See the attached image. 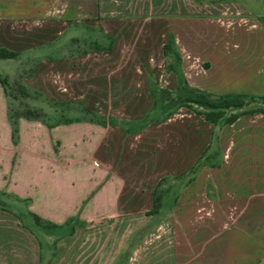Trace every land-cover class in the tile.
I'll return each instance as SVG.
<instances>
[{"label": "crops", "instance_id": "0c3cea01", "mask_svg": "<svg viewBox=\"0 0 264 264\" xmlns=\"http://www.w3.org/2000/svg\"><path fill=\"white\" fill-rule=\"evenodd\" d=\"M245 3L0 0L26 94L76 104L0 84V264H264V114L187 102L264 98V0ZM33 225L66 229L42 256Z\"/></svg>", "mask_w": 264, "mask_h": 264}, {"label": "rangeland", "instance_id": "374dc122", "mask_svg": "<svg viewBox=\"0 0 264 264\" xmlns=\"http://www.w3.org/2000/svg\"><path fill=\"white\" fill-rule=\"evenodd\" d=\"M206 1H212V0H206ZM217 1L230 2V3L236 2V3L242 4V5L246 4L245 0H217ZM256 20L264 28V21L261 19H256ZM83 49H85V46L79 45L77 47V49L74 51H76L79 54ZM53 52L54 51H52V52L47 51L45 54H46V56H49L48 58H53V56H54ZM43 54H44V52H43ZM34 63H35V61L33 60V61H30L27 65H23V64L19 65L20 63L18 61H15V60H0V75L1 76L7 75L8 79H9V82H7L3 88L11 96H13L12 99H13L14 104L19 106L20 109L23 108L22 106L28 105L31 107V109L34 107L35 108L39 107L42 110H48V108H50L52 106V104H55V107H58V108H60L61 105L63 108L67 105L76 106L75 103H71L66 98L61 97L59 99H50L47 96H44V95L38 93L35 89H29L30 92H28L29 94H26V96L21 95L20 91L23 87L20 85V81L23 78H25V76H27V75L35 74L34 71L36 70V66L33 65ZM19 78H22V79L19 81ZM197 95H198L197 93H189L188 98L194 97ZM208 100L214 102L216 99L214 97H209ZM83 103H84V101H82V99H81L78 103V106H83ZM238 110L240 112H244V113L264 111V100L243 99L242 105L240 108L225 109L223 111V116L221 118V121H224L228 117L232 116L233 115V113H231L232 111H238ZM30 113L33 114V115H31V119H33V118L41 119V115L37 114L36 111H32ZM50 116L52 118L53 115H50ZM61 116L63 118H65L67 116L70 117V115H65V114L61 115ZM79 116L82 117L83 115H79ZM57 118H59V115H56V119ZM4 203L6 206H9L8 205L9 203H6L5 201H4ZM9 211L14 212L13 210H9ZM15 214H16V218L21 222V224L25 228L27 226L26 224H29L28 221L31 222V220L28 219V217L25 214H22L20 211L16 212ZM31 224H33V223H31ZM32 229L33 230H31V231L33 233V237L37 240V242L40 245L41 254H42V256H45L47 254V252L49 251V242L46 240L44 235H50V234L51 235H53V234L60 235V234L65 232L66 226L63 225V227L60 229H54V228L41 227V226L35 227L33 225ZM131 240L133 242L137 240V232L133 235V238ZM130 243H131V241L129 242V244L127 246L128 247L130 246V248H131L132 245Z\"/></svg>", "mask_w": 264, "mask_h": 264}, {"label": "trees", "instance_id": "16d2710c", "mask_svg": "<svg viewBox=\"0 0 264 264\" xmlns=\"http://www.w3.org/2000/svg\"><path fill=\"white\" fill-rule=\"evenodd\" d=\"M15 57H16L15 53H12L4 49H0V60H8V59H13ZM0 84L4 87V85L6 84V80L4 78H0ZM20 93L22 96H26V93L23 88L21 89ZM197 94H198L197 96L187 98V102L201 106L204 109H206V112L203 113V117L209 123H215L217 120L221 119L223 116V111L225 109L240 108L243 101L241 97L234 96V97H214L216 100L213 102L208 100L210 96L200 93ZM259 100H264V98H261ZM260 112L264 114V111H260ZM235 117L236 115H232L227 119H225L224 122L228 123L234 120ZM33 220L36 223L39 222V220L35 216H33Z\"/></svg>", "mask_w": 264, "mask_h": 264}]
</instances>
